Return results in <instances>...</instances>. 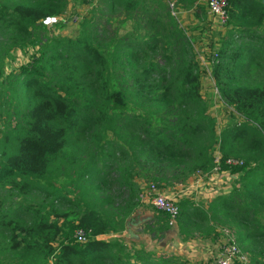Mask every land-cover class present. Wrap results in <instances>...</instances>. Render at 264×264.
I'll return each instance as SVG.
<instances>
[{
	"label": "trees",
	"instance_id": "obj_1",
	"mask_svg": "<svg viewBox=\"0 0 264 264\" xmlns=\"http://www.w3.org/2000/svg\"><path fill=\"white\" fill-rule=\"evenodd\" d=\"M68 1L0 0V258L188 264L119 234L147 183L166 192L218 169L235 177L230 191L206 204L179 196L176 227L228 229L246 256L235 264H264V0H228L211 45L210 78L230 114L221 125L203 97L196 33L178 14L204 22V5L102 0L75 14L72 35L40 23L65 22ZM30 48L6 72L10 51ZM153 209L143 231L160 240L171 226Z\"/></svg>",
	"mask_w": 264,
	"mask_h": 264
},
{
	"label": "rangeland",
	"instance_id": "obj_2",
	"mask_svg": "<svg viewBox=\"0 0 264 264\" xmlns=\"http://www.w3.org/2000/svg\"><path fill=\"white\" fill-rule=\"evenodd\" d=\"M101 4L102 0H93L92 3L88 5L81 4L79 0H69L67 9L63 14L64 20L66 19V21H59L62 25L59 32L63 35L74 34L77 28L76 21L80 18L78 17L76 21H73L75 14L87 15L89 12L97 10L96 7ZM97 17L98 14L96 15V18ZM185 22L189 25L187 33L191 34L190 31L193 30L198 39L196 41L195 52L200 64L199 77L202 84V93L204 99L208 102L209 113L219 125L224 124L227 119L230 118V114L228 108L220 99L210 78V68L212 65L211 55L214 50L211 49V45L212 43H216L218 32H222L223 28H221L212 17H207L204 22L199 23L196 22L192 16H188ZM32 52L33 49L31 48L25 51H20V49L11 50L10 57L6 58L4 62L6 65V72H9L13 66L27 61ZM3 124L4 123L0 120V129ZM234 179V176L227 175L217 170L208 175H194L190 180H186L175 188L172 186L164 193H166L167 196H171V193H177L175 195V199L177 200L180 198L179 194L182 192V194L189 196L193 201L206 204L218 194H227L231 189ZM145 184L146 182L143 183V185ZM138 203V207L131 217V228L129 231L127 230L119 234V236L133 238L131 240H141L145 238L146 242H149V248L156 250L158 253H164L165 255L185 260L188 264H216V254L219 251V247L229 243L231 238L235 240L232 233L225 228L217 229L215 234L209 236L199 235L198 232L194 231H192L191 234H182L176 227V220L172 221V226L165 232L162 239L157 240L149 236V234H145L143 231L144 225L142 226L143 222L152 218L155 210L148 202L141 198ZM135 232L137 233L136 235L134 234ZM101 237L104 238L105 236ZM244 254V251L239 247L238 255L244 257ZM1 260L2 258H0V264H7L5 260ZM236 262H238V260H234V264Z\"/></svg>",
	"mask_w": 264,
	"mask_h": 264
},
{
	"label": "built area",
	"instance_id": "obj_3",
	"mask_svg": "<svg viewBox=\"0 0 264 264\" xmlns=\"http://www.w3.org/2000/svg\"><path fill=\"white\" fill-rule=\"evenodd\" d=\"M227 1L228 0H197V3L204 5L208 16L212 17L220 27L223 28L227 23ZM59 21L60 18L57 16H46L40 23L46 27H50ZM73 21H76V18H73ZM226 162L230 165L241 164L240 161L235 159H228ZM217 170L218 169H215V172ZM176 194L177 193H171V196H167L156 184L147 183L140 193V198L148 202L157 211L167 215L168 223L172 226V221L177 219L180 212V207L175 199ZM76 236L78 240H84L82 231L78 230ZM238 253L239 247L235 240L231 238L229 243L219 247V251L216 254V264H234V260H245V256H239Z\"/></svg>",
	"mask_w": 264,
	"mask_h": 264
},
{
	"label": "crops",
	"instance_id": "obj_4",
	"mask_svg": "<svg viewBox=\"0 0 264 264\" xmlns=\"http://www.w3.org/2000/svg\"><path fill=\"white\" fill-rule=\"evenodd\" d=\"M170 5H172V4H170ZM179 13L178 14H180L181 15V18L183 19V21H186V18L188 17V16H192V12H191V10H188V11H186V10H183V11H178ZM179 15V16H180ZM187 16V17H186ZM210 17V16H209ZM192 18H193V16H192ZM194 19V18H193ZM186 23V22H185ZM196 192V191H195ZM197 193V192H196ZM179 196H187V195H185V194H182V192H181V194H179Z\"/></svg>",
	"mask_w": 264,
	"mask_h": 264
}]
</instances>
